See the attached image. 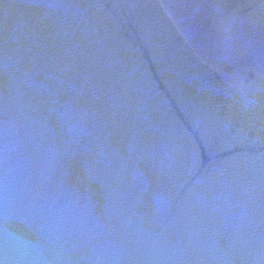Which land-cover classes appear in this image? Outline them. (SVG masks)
<instances>
[{"label": "water", "instance_id": "water-1", "mask_svg": "<svg viewBox=\"0 0 264 264\" xmlns=\"http://www.w3.org/2000/svg\"><path fill=\"white\" fill-rule=\"evenodd\" d=\"M0 264H264V0H0Z\"/></svg>", "mask_w": 264, "mask_h": 264}]
</instances>
